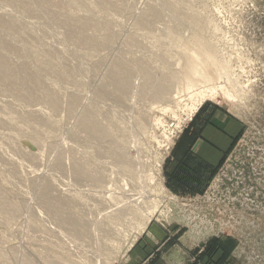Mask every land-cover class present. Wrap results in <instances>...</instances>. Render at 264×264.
I'll use <instances>...</instances> for the list:
<instances>
[{
  "label": "rangeland",
  "instance_id": "obj_1",
  "mask_svg": "<svg viewBox=\"0 0 264 264\" xmlns=\"http://www.w3.org/2000/svg\"><path fill=\"white\" fill-rule=\"evenodd\" d=\"M0 68V264H264V0H0ZM204 107L242 130L181 196Z\"/></svg>",
  "mask_w": 264,
  "mask_h": 264
},
{
  "label": "crops",
  "instance_id": "obj_2",
  "mask_svg": "<svg viewBox=\"0 0 264 264\" xmlns=\"http://www.w3.org/2000/svg\"><path fill=\"white\" fill-rule=\"evenodd\" d=\"M190 127L164 171L167 187L181 196L206 188L242 130L237 118L216 107L201 109Z\"/></svg>",
  "mask_w": 264,
  "mask_h": 264
},
{
  "label": "bare ground",
  "instance_id": "obj_3",
  "mask_svg": "<svg viewBox=\"0 0 264 264\" xmlns=\"http://www.w3.org/2000/svg\"><path fill=\"white\" fill-rule=\"evenodd\" d=\"M79 17V16H78ZM88 19V18H87ZM77 24V23H76ZM82 25V24H81ZM77 26V25H76ZM101 28V27H100ZM109 37V36H108ZM86 38V37H85ZM90 40H89V38H86V42H89ZM197 58H201L200 56H197ZM2 60V59H1ZM204 59H201V60H198V62H197V65L193 68L194 70H195V74H200L199 73V71H206L208 74H210L209 73V71H208V69H209V66L208 65H206V64H204V61H203ZM5 63V62H4ZM135 63V62H134ZM191 63L192 62H190V65H191ZM7 64V63H6ZM2 66V65H1ZM7 66V65H6ZM140 66V65H139ZM4 68H5V65H4ZM10 69V68H9ZM8 72V71H7ZM6 72V70L5 69H2V68H0V75L1 76H3V77H7V73ZM112 72V71H111ZM124 72V71H123ZM140 72V71H139ZM193 72V71H192ZM192 72H190V73H192ZM214 73V72H213ZM140 74H143V73H140ZM215 74V73H214ZM215 75H217V74H215ZM142 76V75H141ZM141 76H139L140 78H141ZM136 77V76H135ZM143 77V76H142ZM143 78H146V80L145 81H143ZM142 78V82L140 81V84L141 83H143V82H145L144 83V85L142 84V86H143V91H146L147 89H154V90H156V94L157 95H159V96H165L166 94H167V89L169 88L168 86V83L167 82H165V81H163V80H157V81H151L150 80V78H152V77H150V75H146V77H145V75H144V77ZM32 79H34V77L32 78ZM20 80V79H19ZM35 80H36V78H35ZM31 82H32V80H31ZM5 84V83H4ZM26 84V83H25ZM37 84V83H36ZM36 84H35V86H36ZM139 84V85H140ZM18 85V84H17ZM134 86H135V84H134ZM5 87H7V86H5ZM31 87V86H30ZM32 88V87H31ZM34 88V87H33ZM36 88V87H35ZM4 89V88H3ZM31 91V90H30ZM142 91V92H143ZM151 91V90H150ZM32 92V91H31ZM134 92V91H133ZM9 93V92H8ZM202 94H203V96H210V97H213L214 95H215V92L214 91H203L202 92ZM24 96V95H23ZM151 96V95H150ZM153 96V95H152ZM156 96V95H155ZM17 97V96H16ZM226 97V96H225ZM23 98V97H22ZM24 99V98H23ZM230 100V99H229ZM198 106V105H197ZM197 106H195L194 107V109H197L198 107ZM10 110V109H9ZM18 113V112H17ZM86 118V117H85ZM23 120V119H22ZM20 121V120H19ZM39 121V120H38ZM91 123V122H90ZM24 125V124H23ZM95 129V128H94ZM100 130V127H97L96 126V129H95V131H99ZM118 170V169H117ZM101 175V174H100ZM164 191V190H163ZM167 196V195H166ZM146 197V196H145ZM170 197V196H169ZM122 200V199H121ZM175 200V199H174ZM100 203V202H99ZM144 209V208H143ZM9 213V212H8ZM98 228V227H97ZM96 228V229H97ZM100 228V227H99ZM82 245V244H81ZM85 245V244H84ZM86 247V246H85ZM86 249V248H85Z\"/></svg>",
  "mask_w": 264,
  "mask_h": 264
}]
</instances>
